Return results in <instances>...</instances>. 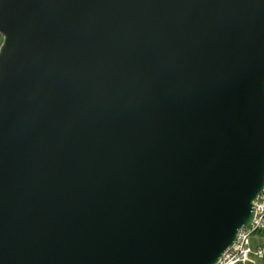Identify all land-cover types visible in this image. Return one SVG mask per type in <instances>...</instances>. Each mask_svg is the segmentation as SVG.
Segmentation results:
<instances>
[{"label":"water","instance_id":"95a60500","mask_svg":"<svg viewBox=\"0 0 264 264\" xmlns=\"http://www.w3.org/2000/svg\"><path fill=\"white\" fill-rule=\"evenodd\" d=\"M0 264H215L264 188V0H0Z\"/></svg>","mask_w":264,"mask_h":264},{"label":"built area","instance_id":"2783aa9c","mask_svg":"<svg viewBox=\"0 0 264 264\" xmlns=\"http://www.w3.org/2000/svg\"><path fill=\"white\" fill-rule=\"evenodd\" d=\"M250 225L238 230L233 244L219 257L215 264H264V245L252 244L251 239L264 236V188L253 202Z\"/></svg>","mask_w":264,"mask_h":264},{"label":"rangeland","instance_id":"374dc122","mask_svg":"<svg viewBox=\"0 0 264 264\" xmlns=\"http://www.w3.org/2000/svg\"><path fill=\"white\" fill-rule=\"evenodd\" d=\"M1 41H2V37H1ZM252 244L261 242L264 245V236H261V238L255 237L251 239Z\"/></svg>","mask_w":264,"mask_h":264},{"label":"crops","instance_id":"0c3cea01","mask_svg":"<svg viewBox=\"0 0 264 264\" xmlns=\"http://www.w3.org/2000/svg\"><path fill=\"white\" fill-rule=\"evenodd\" d=\"M260 263H264V259L262 261H260Z\"/></svg>","mask_w":264,"mask_h":264},{"label":"trees","instance_id":"16d2710c","mask_svg":"<svg viewBox=\"0 0 264 264\" xmlns=\"http://www.w3.org/2000/svg\"><path fill=\"white\" fill-rule=\"evenodd\" d=\"M0 43H1V36H0Z\"/></svg>","mask_w":264,"mask_h":264}]
</instances>
